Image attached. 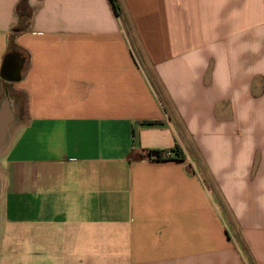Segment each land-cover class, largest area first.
<instances>
[{
	"label": "crops",
	"instance_id": "0c3cea01",
	"mask_svg": "<svg viewBox=\"0 0 264 264\" xmlns=\"http://www.w3.org/2000/svg\"><path fill=\"white\" fill-rule=\"evenodd\" d=\"M116 2L0 0V264H264V0Z\"/></svg>",
	"mask_w": 264,
	"mask_h": 264
},
{
	"label": "water",
	"instance_id": "95a60500",
	"mask_svg": "<svg viewBox=\"0 0 264 264\" xmlns=\"http://www.w3.org/2000/svg\"><path fill=\"white\" fill-rule=\"evenodd\" d=\"M11 64V57L6 58L5 66L9 67ZM9 100L6 96L0 102V153L8 144V134L16 122V117L10 108Z\"/></svg>",
	"mask_w": 264,
	"mask_h": 264
},
{
	"label": "trees",
	"instance_id": "16d2710c",
	"mask_svg": "<svg viewBox=\"0 0 264 264\" xmlns=\"http://www.w3.org/2000/svg\"><path fill=\"white\" fill-rule=\"evenodd\" d=\"M113 4H114L116 12L120 13V7L117 4L116 0H113ZM158 124H160V122H146L145 123V125H147V126H153V125H158ZM176 153H178L177 149H172L170 151H152L151 155H154L155 159H157V160H162L166 157L169 158L170 156H172V154H176ZM178 157H180V156H178Z\"/></svg>",
	"mask_w": 264,
	"mask_h": 264
},
{
	"label": "bare ground",
	"instance_id": "6f19581e",
	"mask_svg": "<svg viewBox=\"0 0 264 264\" xmlns=\"http://www.w3.org/2000/svg\"><path fill=\"white\" fill-rule=\"evenodd\" d=\"M9 104H10V108L13 110V112H14V115H15V117H16V122H15V124L17 123V121H18V119H19V116H20V109L19 108H13V107H15L14 105H12V103H11V101L9 102ZM22 111V110H21ZM22 113V112H21ZM9 136H10V132H9V134H8V140H9ZM1 190H2V178L0 177V194H1Z\"/></svg>",
	"mask_w": 264,
	"mask_h": 264
},
{
	"label": "built area",
	"instance_id": "2783aa9c",
	"mask_svg": "<svg viewBox=\"0 0 264 264\" xmlns=\"http://www.w3.org/2000/svg\"><path fill=\"white\" fill-rule=\"evenodd\" d=\"M150 157L155 158V156L154 155H151V153H150Z\"/></svg>",
	"mask_w": 264,
	"mask_h": 264
}]
</instances>
